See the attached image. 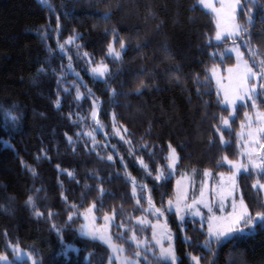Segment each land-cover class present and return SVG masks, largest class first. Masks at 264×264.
I'll return each instance as SVG.
<instances>
[{
  "label": "trees",
  "instance_id": "trees-1",
  "mask_svg": "<svg viewBox=\"0 0 264 264\" xmlns=\"http://www.w3.org/2000/svg\"><path fill=\"white\" fill-rule=\"evenodd\" d=\"M193 3L49 0L44 6L38 0H0V255L11 264H33L14 259L13 245L28 250L37 264H108L110 250L80 234L82 211L93 203L99 216L115 211V240L133 255L136 246L116 234L131 236L135 230L138 236L150 235V225L138 227L137 220L157 215L142 210L149 208L146 200L137 206L126 174L147 185L144 196L150 193L155 207L166 209L175 176L153 177L168 164L169 144L179 156L177 173L228 171L226 162H217L238 158L237 133L253 107L239 105L229 125L222 124L231 109L220 103L210 73L217 65L235 64V56L225 51L232 40L215 41L213 15L193 9ZM252 14L245 55L250 57V46L264 57V0H258ZM239 20L247 24L242 12ZM114 31L125 43L123 50L113 44L118 59L108 52ZM73 36V43H65ZM102 65L108 71L100 79L92 69ZM77 88L83 95L79 100ZM257 104L264 112V103ZM221 135L227 143L220 142ZM257 179L264 182L256 171L238 179L253 213L262 210L264 200V193L252 189ZM165 212L179 264H193L189 254L199 256L200 264H264V229L213 243L209 251L201 221L189 220L182 231L176 214ZM70 213H77L72 221ZM121 222L125 226L116 227ZM141 262L164 264L145 251Z\"/></svg>",
  "mask_w": 264,
  "mask_h": 264
},
{
  "label": "snow or ice",
  "instance_id": "snow-or-ice-1",
  "mask_svg": "<svg viewBox=\"0 0 264 264\" xmlns=\"http://www.w3.org/2000/svg\"><path fill=\"white\" fill-rule=\"evenodd\" d=\"M219 3V7H216V3ZM258 0H194L192 5L193 9L197 7L201 8L208 14H212L215 17L216 21V32L214 35V39L219 42L223 41L226 38L232 40L233 47L226 49L227 53H236L238 57H243L244 53L240 52V45L236 42V38L245 39V34H248V38L245 40V46L247 47L251 43V35L249 33V29L253 23V8L256 5ZM38 3L44 6H49V0H38ZM243 13L247 19V24H241L238 22L240 13ZM105 18H107V14H105ZM223 25V27H222ZM76 37H69V39L65 43H73ZM119 43V47L121 50L125 48L124 41L118 36L115 31L113 32V42L109 43L108 45V52L109 55L113 56L114 58L118 59L120 56L119 52H116L113 44ZM209 44H211V39H209ZM61 51L64 50V45H59ZM84 56H88V53H84ZM215 55V54H213ZM249 55L252 58V63L249 64L248 60H243L244 64V71L239 76V80L236 87V92L233 98H229L228 93H225L224 100L220 101L225 105L232 106V114H235L236 110V101H250L251 107L256 108L257 101L260 100L261 103H264V100L261 97H264V57H261L259 52L253 48L249 47ZM71 59V58H69ZM91 62V61H89ZM43 70V69H41ZM107 65L97 66L92 69V74L94 76L103 77L107 73ZM228 71L231 73L233 70L230 68ZM213 75H215V70H212ZM78 75V74H77ZM207 79V77H205ZM250 85V86H249ZM146 85L141 82V87H145ZM68 91V89H65ZM90 91V90H89ZM137 93H140V88L136 89ZM242 93V94H241ZM83 95L79 92L77 88V95L76 99H82ZM55 105L57 108L60 107V100L57 99L55 101ZM93 119L96 120L97 125H99V120L97 118L96 111L91 113ZM71 116V114H70ZM115 118V117H113ZM230 117H222L221 121L222 124L227 127L229 125ZM257 120H264V113L257 112ZM249 127H251V120L249 121ZM218 132L220 128L216 129ZM126 132L127 129H124ZM119 135V130L116 132ZM91 135V133H89ZM250 138V142H245L244 147L248 149V151L241 153L242 156H246L249 163L242 164V163H234L233 161L228 160L225 156L223 157L222 161H218V165H221L224 162H227L231 169H234L232 175L227 178V184L224 183L223 177L224 174L220 173L221 176V183L217 189H214L216 196L219 198V211L221 213L225 212V201L230 200V207L231 211L227 212L226 215L217 216L213 212L212 204L206 199V185L202 184L200 189L199 198H194L191 204L185 205V207L191 210L190 214L192 216H201V212L198 208H195V205L202 204L205 208L208 209V212L211 215L207 218V237L208 239L205 240L204 246L211 251V246L213 243L221 244L223 242H231L232 239L237 238L238 236H243L246 233L253 232L256 228L264 229V200L260 202V208L262 210L255 211L254 213L249 209L247 203H245L243 195H236L239 190V186L236 182L237 175L243 171L245 173H250L251 171H256L258 176L264 177V155L259 154L256 151V148L252 147V145H260V152H264V144H261L260 138H264V127L258 128L255 131H250L248 133ZM121 139H124L122 136ZM69 142H71V137H69ZM220 142L222 144L227 143L224 141L223 136L220 137ZM125 143L131 144L130 140H125ZM144 148H148L147 144L143 145ZM168 155L165 157L166 160L169 161L167 167L170 169H175L176 164L179 162V156L176 153V149L172 147L171 144L168 145ZM107 159L112 161L114 158L112 155H108ZM121 161L123 158L121 157ZM141 167L146 171L147 175L151 176L152 172L148 168V165L144 163L143 159H140ZM127 167V165H125ZM158 174L153 177L156 181H162L167 179L168 177L165 175L163 170H157ZM68 176L73 177V173L68 172ZM205 177L211 175L210 171H205L203 173ZM126 180L128 183L132 185V197L136 199L137 206L141 205L142 200H146L148 203V209H142L143 211H152L154 215L163 216L165 211H172L173 208V201H168V208L164 209L163 207L157 208L153 204L151 194L147 197L144 196V191L147 189L146 184H138L135 178L131 177L130 174H126ZM179 183V181H178ZM252 189L256 190L257 192L264 191V183H261L259 179L256 180L254 184H252ZM100 193L103 195L104 190L103 188L98 189ZM139 190V191H138ZM63 197V194H62ZM187 199V195L183 197ZM65 201H67V197H63ZM180 197H177V201L179 202ZM27 203L32 204L33 199L32 197L28 198ZM77 205H71V208H76ZM96 209V204L93 203L87 211L92 213ZM181 209L176 207V213L179 214ZM37 216H42L43 213L36 212ZM53 214L52 212L48 213V216L51 217ZM77 213H70L68 215V221H72L74 216ZM85 219L87 220L88 217L85 215ZM105 221L104 227L101 228H94L90 227L89 225L85 224L82 225L80 228V234L82 236L89 237L93 241H98L101 244L105 245L107 249L111 251L113 255H115V259L120 262V264H139L138 260L131 259L127 256L123 257L121 260L118 253L125 252V248L118 246L117 244L113 243V235L110 232V228L113 226V222L116 220V213L113 211L112 215H104L103 217ZM185 217L183 215L180 216V220L183 224ZM149 221L145 219H138L137 226H144L148 224ZM125 225L121 222L116 225V227H124ZM204 225L202 224L201 227ZM56 226L53 225V228ZM155 229L156 225H152ZM142 230V228H141ZM117 236L123 238L127 243L130 245L136 246V251L134 252V256L139 257L143 255L141 251L138 249L141 245H145L146 251L152 250V246L148 240H140L136 235V231L132 230L131 236H126L125 233L119 232L116 234ZM155 241V246L159 247L158 255L155 251H153V255L156 256L157 261H162L164 264H179L178 257L176 256L174 245L171 243L172 235L170 230L167 229L166 225L161 232L160 236H157V233L153 231L152 238ZM168 240L169 243L165 247L163 241ZM188 237H185V240H188ZM13 252L18 251V245H13ZM113 255H109L107 257L108 264H113ZM191 260L194 264H200V258L197 256H191ZM7 255H0V261H4L5 264L8 262ZM144 259L147 260V256H144ZM33 264H37L36 261H33Z\"/></svg>",
  "mask_w": 264,
  "mask_h": 264
},
{
  "label": "rangeland",
  "instance_id": "rangeland-1",
  "mask_svg": "<svg viewBox=\"0 0 264 264\" xmlns=\"http://www.w3.org/2000/svg\"><path fill=\"white\" fill-rule=\"evenodd\" d=\"M216 7H219L218 2L216 3ZM213 18H214V23H216L214 15H213ZM238 22L242 24V22H240V20H238ZM222 27H223V25H222ZM216 30H215V32H216ZM219 42H221V41H219ZM236 42L240 45V52L244 53L243 57L241 58V57H238L236 53H231L233 56H235V64L234 65L228 66L226 69L217 65L216 67L212 68V70L213 69L215 70V75H213L212 71L210 73L212 80H214V82H215V86L217 88V91L219 92L221 101L224 100V96H225L226 92L228 93L230 99L233 98V96L236 92V87H237V83L239 80V76L244 71L243 60H248L249 64L252 63V58L251 57L247 58V56L245 55L246 52H245L244 47H243V45L245 46L244 39H240L237 37ZM231 47H233V43L229 44L227 49H229ZM249 47L247 49V55L248 56H250L249 55ZM116 52H119V51H116ZM230 68L233 70L231 73L228 71V69H230ZM103 77L97 76V78H100V79H102ZM250 103H251L250 101H239V100H237L236 101V107H238L241 104L251 105ZM226 106L231 109L230 114H232V111H233L232 106L231 105H226ZM257 112L264 113L263 111H261L259 109L258 104H257L256 108H253L252 111L248 112L247 117L245 118L244 121H242V124H241L242 127H241L240 131L237 133L238 148H240V154H239L237 159H232L230 161H233L234 163H242V164H248L249 163L247 157L242 156L241 153L248 151V149L244 147L245 142H250V138L248 136V133L250 131H255L258 128L264 127V120H259V121L257 120ZM232 117H233V115H230V119ZM230 119H229V121H230ZM250 120H251V127H249V121ZM260 142H261V144H264V138H260ZM252 147L256 148V151L262 155V152H260V145H252ZM176 153H177V151H176ZM168 163H169V161H168ZM178 163L176 164V167L174 170L168 168L167 166L163 169L165 175L166 176L168 175L167 177H170L171 175L175 176L174 196H173V198L169 199V200L173 201V208H172V211H168V212H174L176 214V217L179 220L180 227H181L182 231L185 230V228L187 227V222L191 219H197V220L201 221V223L206 226V230H207V218L211 215V213L208 212V209L205 208L202 204H197V205H195V208H198L202 215L201 216H192L190 214L191 210L187 209L185 207V205L191 204L192 200L194 198H199L201 186H202V184H204V185H206V188H205L206 199L212 204L213 212L215 213V215H217V216L226 215L227 212L231 211V207H230L231 198H229V200L225 201V212L221 213L219 211V208H218L219 198L216 196L214 189H217L221 183L220 173L224 174L223 180H224V183L227 184V182H228L227 178L230 175H232V172L234 171V169H231V166L226 162L228 165V168H229L228 171L213 172L212 170L209 169L207 171H210L211 175L208 177H205L203 175V173L206 170H203L202 172L198 171V173L195 171L194 172L193 171H187V173H185V174L184 173H177ZM243 173L244 172L241 171L236 177V182H237L238 186H239L238 179H239L240 175ZM178 181H179V183H178ZM261 183H264V182H261ZM262 193H264V191H262ZM185 194L187 195V199L183 198L185 196ZM236 195L237 196L241 195L240 188H239L238 192L236 193ZM177 197H180L179 202L177 201ZM168 201L165 205L166 209L168 208ZM177 203H178V207L181 209L179 214L176 213ZM89 207L85 208V210L82 211L83 212L82 213V218H83L82 225L87 224L90 227L102 229L105 225V221L103 219L104 216H99V214L95 210L92 213H89L87 211V209ZM85 215H87V217H88L87 220L85 219ZM107 215L111 216L112 213H108ZM181 215H183L185 217L183 224L180 220ZM143 219L149 221L148 225H150L151 234L150 235H143V236L137 235V237L140 240H148L152 246V250L146 251L145 245H141L138 250L141 251L142 253L145 251L151 255H153V251H155L156 254L158 255L159 247L155 246V241H153L151 239L152 234H153V231H155L157 233V236L159 237L161 232L163 231L165 225H166L167 229L170 230V233L172 235L171 243L174 245L175 252H176L175 233L170 228L169 216H168L167 212H165L163 216L154 217L153 220L150 219L148 216L144 217ZM115 224H116V222L114 221L113 226L110 228V232L113 235V243L117 244L118 246L125 248V252L118 253L116 255H119L121 260L123 259V257L127 256L131 259L138 260L139 264H142V262H141L142 255L139 257H136V256H134V254L133 255L129 254L127 252L126 246L123 245L122 243L121 244L118 243L115 240V234H114V232L116 230L115 226H114ZM152 225H156V228L154 229L152 227ZM163 243H164V246L166 247L168 245L169 241L165 239L163 241ZM110 255H113L111 253V251H110ZM176 256L178 257L177 252H176ZM193 256H195V255H193ZM197 257H199V256H197ZM23 258L30 259V261H32V262L36 260L28 250L22 249L21 247L18 246V251L15 252L14 259L18 260V259H23ZM11 262L12 261L10 259H8L7 264H11ZM1 263L5 264L4 261H1ZM192 263L194 264L193 261H192ZM113 264H120V262L115 259V255H113Z\"/></svg>",
  "mask_w": 264,
  "mask_h": 264
}]
</instances>
